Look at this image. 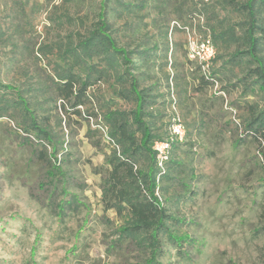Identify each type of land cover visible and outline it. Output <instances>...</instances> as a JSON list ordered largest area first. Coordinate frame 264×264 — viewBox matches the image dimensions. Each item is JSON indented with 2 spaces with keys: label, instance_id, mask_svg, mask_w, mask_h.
I'll list each match as a JSON object with an SVG mask.
<instances>
[{
  "label": "rangeland",
  "instance_id": "374dc122",
  "mask_svg": "<svg viewBox=\"0 0 264 264\" xmlns=\"http://www.w3.org/2000/svg\"><path fill=\"white\" fill-rule=\"evenodd\" d=\"M99 2L0 0V80L31 88L27 94L39 100L37 113L48 116L57 141L54 161L50 146L45 156L42 143L13 117H0V264H144L150 257L134 240L117 241L120 218L101 201L110 146L100 113L133 103L117 97L119 85L107 79L89 89L87 105L96 118L63 113L52 93L51 65L36 51L89 24ZM108 8L121 45L150 48L149 62L134 60L143 83H154L160 94L157 126L178 137L172 153L179 164L170 165L158 195L184 219L178 233L191 241L178 251L163 237L155 258L161 264H264V234L257 232L264 226V165L250 136L236 141L245 103L261 102L262 94L232 86L238 68L220 67V60L206 67L190 56L201 52L208 24L236 14L219 0H110Z\"/></svg>",
  "mask_w": 264,
  "mask_h": 264
},
{
  "label": "trees",
  "instance_id": "16d2710c",
  "mask_svg": "<svg viewBox=\"0 0 264 264\" xmlns=\"http://www.w3.org/2000/svg\"><path fill=\"white\" fill-rule=\"evenodd\" d=\"M109 1L100 0L96 18L82 29L41 43L36 51L51 65V89L60 99L59 108L63 113L70 111L81 117L85 111L88 117L96 118V110L87 105L89 89L107 79L119 85L114 93L117 97L133 103L130 109L106 107L100 113L110 146L105 157L107 167L101 182V201L105 209L113 210L120 218L115 230L117 241L134 240L150 251L144 264H161L155 256L162 251L163 237L178 251L191 241L187 234L178 233L184 219L170 212L158 195L164 189L163 180L170 177V165L179 164L172 153L178 137L162 132L157 126L158 113L154 106L160 94L154 89V83H143L144 72L137 69L134 60L136 57L149 62L150 48H128L119 43L116 27L107 17ZM219 5L235 13L236 18L225 15L207 25L208 38L215 48L208 67L220 60V67L238 68L239 74H235L232 86L239 87L243 93L262 94L261 102L245 103V116L236 141L250 136L264 165V0H219ZM1 38L0 31V41ZM220 47L228 51L222 54L218 52ZM201 79L207 83L204 75ZM30 90L29 87L22 91L0 80V117H13L21 131L42 143L45 156L46 147L50 146L48 156L55 161L57 141L48 116L37 113L34 102L39 104V100L27 94ZM155 141L168 143L167 157L161 165ZM262 185L264 195V173ZM259 231L264 234V226ZM229 264L240 263L230 261Z\"/></svg>",
  "mask_w": 264,
  "mask_h": 264
},
{
  "label": "built area",
  "instance_id": "2783aa9c",
  "mask_svg": "<svg viewBox=\"0 0 264 264\" xmlns=\"http://www.w3.org/2000/svg\"><path fill=\"white\" fill-rule=\"evenodd\" d=\"M200 47L201 52L197 51L196 55L190 54V56L197 57L200 62H202L203 66L205 65L206 67H208L211 58L215 54V48L208 37L202 39V41L200 42ZM154 148L158 151L157 157L159 159V165H161L162 160L166 159L167 157L168 143L165 141H155Z\"/></svg>",
  "mask_w": 264,
  "mask_h": 264
}]
</instances>
